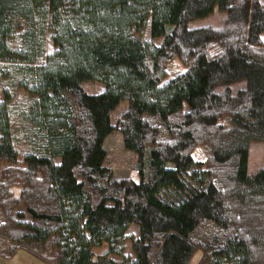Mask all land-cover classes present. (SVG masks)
<instances>
[{"label":"trees","instance_id":"1","mask_svg":"<svg viewBox=\"0 0 264 264\" xmlns=\"http://www.w3.org/2000/svg\"><path fill=\"white\" fill-rule=\"evenodd\" d=\"M216 8L221 27L189 28ZM263 34L264 0H0V256L264 264V169H248L251 143H264ZM88 81L103 91L85 92ZM114 132L138 182L106 166Z\"/></svg>","mask_w":264,"mask_h":264},{"label":"rangeland","instance_id":"2","mask_svg":"<svg viewBox=\"0 0 264 264\" xmlns=\"http://www.w3.org/2000/svg\"><path fill=\"white\" fill-rule=\"evenodd\" d=\"M225 14L221 12L218 8L215 9L214 13L208 17L197 19L195 21L190 22L189 28L190 29H199L203 27H214L219 28L224 24ZM144 39L151 40V36L149 31L147 30L144 35ZM156 45L161 44V40L156 39L153 40ZM47 53H52L55 48L51 41V34L48 35L47 45H46ZM176 62V61H175ZM173 63L170 67V70H175V72H182L183 67L179 63ZM167 80L164 81L167 82ZM82 88L85 92L89 93L90 95L99 94L103 91L104 86L97 83V82H84L82 83ZM27 94L24 91H19L18 99H15L9 103L11 116L13 122L15 124V143L20 149L21 157L20 162L23 160V155L27 152L30 148L24 142V136L22 131V113L26 109L25 99L27 98ZM2 99L4 95L1 93ZM127 102H123L116 107V109L111 114V121L112 124L115 125L118 121V118L121 114L126 110ZM105 150L107 151V162L106 166H108L111 170H113L115 177H132L136 182L139 181V175L135 168V159L133 156H130L125 153L123 148V138L119 132L112 133L103 143ZM249 160H248V169L249 173H257L259 170L264 169V143L263 142H253L250 145L249 149ZM194 158L199 162H205L206 156L205 152L202 148H198L194 152ZM56 163H60L59 159L55 160ZM21 165V163H20ZM8 165L0 164V172L3 168L7 167ZM130 236L138 237L139 235V227L136 225H132L129 233ZM107 250V246L104 245L101 248L95 249V252L100 255L105 253ZM125 253L134 257V253L131 249V242L128 240L126 241V248ZM201 257V253L198 252L195 254L193 259L189 264H197ZM120 260V259H116ZM0 264H45L40 259L34 257L32 254L25 250H19L13 257L10 259H5L0 256Z\"/></svg>","mask_w":264,"mask_h":264},{"label":"crops","instance_id":"3","mask_svg":"<svg viewBox=\"0 0 264 264\" xmlns=\"http://www.w3.org/2000/svg\"><path fill=\"white\" fill-rule=\"evenodd\" d=\"M262 41L264 42V34L262 35ZM94 253H95L96 255H98V254L95 252V250H94Z\"/></svg>","mask_w":264,"mask_h":264}]
</instances>
